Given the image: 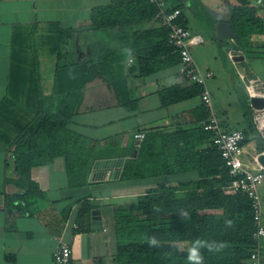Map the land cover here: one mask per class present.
I'll return each instance as SVG.
<instances>
[{"label": "crops", "instance_id": "crops-1", "mask_svg": "<svg viewBox=\"0 0 264 264\" xmlns=\"http://www.w3.org/2000/svg\"><path fill=\"white\" fill-rule=\"evenodd\" d=\"M109 3L111 0H0V264H52L60 238L70 244L71 264H115L114 207L134 202L158 184L149 183L151 180L165 175L121 181L120 173L116 174L119 164L104 173L102 168L93 170L95 161L124 159L123 167L139 127L190 111L202 103L196 96L161 104L160 90L189 85L179 73V63L146 75H141L138 68L129 71L135 64V54L123 48L116 29L92 28L93 9ZM169 5L178 7L184 25L202 38L193 46L192 55L202 71L214 73L213 79L206 81L207 88L218 87L225 71L208 65L215 54L210 42L216 47L217 41L226 42L222 49L225 55L226 50L233 49L234 39L219 40L214 25L227 22L231 27L230 11L240 5V0H169ZM246 5L264 14V0H248ZM193 6L202 12L199 18L191 15ZM210 6L219 8L220 15L208 18ZM159 27L157 19H150L131 23L129 31ZM203 33L208 34L205 43ZM107 48L111 49L109 57L95 64L97 53L105 55ZM250 48L258 54L264 52V36L243 51L235 50L243 55V65L264 81V63L245 57ZM83 68L88 69L86 75ZM235 77L244 90L237 74L231 76L232 83ZM127 98L134 102L132 108L123 104ZM7 102L18 103L19 113L13 110L17 104L4 108ZM39 103L54 110L66 103L71 114L68 129L100 142V149L109 156L93 162L83 186L70 184L61 156L49 164L33 166L30 177L40 194L25 198L26 205L19 200L20 211H10L6 196L20 194L23 189L15 185L18 177L8 146L20 127L38 111ZM210 117L216 120L211 109ZM197 178L192 170L174 173L171 184ZM84 202L93 205L87 218L82 213ZM73 223L79 227L73 228ZM99 224L102 228H92Z\"/></svg>", "mask_w": 264, "mask_h": 264}, {"label": "trees", "instance_id": "trees-1", "mask_svg": "<svg viewBox=\"0 0 264 264\" xmlns=\"http://www.w3.org/2000/svg\"><path fill=\"white\" fill-rule=\"evenodd\" d=\"M247 3L248 0H240V5L230 11L231 28L236 34L231 48L237 51L264 36V14ZM90 18L94 29L115 28L123 48L135 54L130 72L138 68L141 75H146L180 62L163 26L129 31L133 22L158 20L157 9L147 0H111L93 9ZM179 21L183 23L182 15ZM225 44L217 41L220 51ZM109 53L108 48L105 55L97 53L95 64L105 62ZM87 70L83 68L82 73L86 75ZM201 89L196 84L162 89L161 104L200 98ZM243 99L250 109L245 92ZM201 102L195 109L137 129L145 131L144 138L137 149L131 145L137 155L125 161L119 180L190 170L196 171L198 178L174 184L158 183L134 202L114 207L115 264H248L255 249L250 203L245 195L226 189L230 183L228 169L211 144L213 133L203 129L202 123L210 117V107ZM123 104L128 108L134 106L129 98ZM38 106V111L20 127L8 146L18 177L15 185L23 189L20 194L6 196L5 204L10 211H20L19 200L26 205L25 198L40 194L30 177L33 166L49 164L61 156L70 184L83 186L88 182L93 162L109 156L100 149V142L68 129L71 114L66 103L55 110L51 106L44 108L41 103ZM250 132L249 138L250 133L244 132L247 139L255 142L258 152L264 151V143L251 122ZM92 208L90 202L83 203L86 218ZM193 249L199 259H189Z\"/></svg>", "mask_w": 264, "mask_h": 264}, {"label": "built area", "instance_id": "built-area-1", "mask_svg": "<svg viewBox=\"0 0 264 264\" xmlns=\"http://www.w3.org/2000/svg\"><path fill=\"white\" fill-rule=\"evenodd\" d=\"M157 9L158 22L167 30L168 43L178 53L179 73L189 84L201 86L200 99L210 107V96L206 86L208 78L213 77L212 71H201L193 58L191 48L202 42L199 35L191 33L188 27L179 21L181 10L170 6L169 0H147ZM243 56L239 52L229 49L227 57L235 73L239 77L247 95L251 109L252 126L264 143V104L254 107L251 98L264 100V81L253 74V71L243 65L235 57ZM131 62V60H129ZM203 129L213 133L211 144L219 152L228 169L230 183L226 189L245 195L250 203L254 232L252 235L255 249L251 253L248 264H262L264 254V196L261 187L264 186V168L258 162V157L264 151L256 150L255 142L248 140L241 130L223 131L218 122L210 117L202 123ZM144 138L143 132L133 134V146L137 149ZM78 228L77 224H72ZM70 244L60 238L53 253L52 264H70Z\"/></svg>", "mask_w": 264, "mask_h": 264}, {"label": "rangeland", "instance_id": "rangeland-1", "mask_svg": "<svg viewBox=\"0 0 264 264\" xmlns=\"http://www.w3.org/2000/svg\"><path fill=\"white\" fill-rule=\"evenodd\" d=\"M220 13L219 8H215L213 6L209 7V16L208 18H214L216 16H219L218 11ZM191 15H193L196 18H199L201 16V13L197 10L195 6L191 8ZM199 13V14H197ZM217 23V22H216ZM215 24V23H214ZM204 43L208 41V34L203 33ZM233 41V40H232ZM252 43V41H251ZM250 43V45H251ZM210 46L212 47V50L214 49L215 54H212V57L210 58V63L208 64L211 66V69L217 70L220 69L221 71L224 70V77L222 78L221 85L218 87H213V89H208V92L210 93V109L211 114H213L220 124L222 130H229L228 128H237L238 130H241L243 132L250 133L248 138L251 137L252 133L250 132V121L252 119L251 111L249 108H247L246 105H244V90L240 86V82L235 77V84L232 83L231 76H235L234 74L235 70L232 69V65L230 60L227 57V50L225 51V55L223 53V50L220 51L218 47L213 42H210ZM193 48V47H192ZM191 48V52H192ZM256 48H254L255 50ZM256 51V50H255ZM264 52L257 53L253 50L248 49L245 51V57L252 60L253 58H256V62L260 61V63H264ZM227 59H226V58ZM195 63L197 64V61L195 60ZM207 64V63H206ZM198 66V65H197ZM199 69L202 71V69L199 67ZM210 79H213L210 78ZM208 80V79H207ZM207 86V82H206ZM26 102H24L25 104ZM5 104V105H4ZM3 107L5 106L9 108L11 105H16V108H13L14 113L18 114L19 109H17V106H19L18 103H4ZM23 104V103H20ZM33 104V103H32ZM180 106H185V104H181ZM5 112V111H4ZM3 113V112H1ZM251 139V138H250ZM167 183L171 184V175H165L163 177H159L156 179L151 180L152 184L156 183ZM261 193L264 196V186L261 187Z\"/></svg>", "mask_w": 264, "mask_h": 264}, {"label": "water", "instance_id": "water-1", "mask_svg": "<svg viewBox=\"0 0 264 264\" xmlns=\"http://www.w3.org/2000/svg\"><path fill=\"white\" fill-rule=\"evenodd\" d=\"M215 31H216V36L219 40H226V39H236V34L232 32L230 24L227 22H217L214 25ZM235 60L238 61H242L243 60V56H237L235 57ZM250 102L252 103V105L254 107H261L264 104V100H260V99H256V98H251ZM137 155V150H132L130 153V157L132 156H136ZM124 162V159H120V160H113V159H107V160H101V161H95L94 165H93V170L97 169V168H102V170L104 171V173H108L111 171L112 167L114 166V164H119L117 170H116V174L119 175L120 173V167H122V164ZM258 162L261 164V166L264 168V154L260 155L258 157ZM115 174V176H116ZM95 224H97V221H94ZM96 226V227H95ZM92 228H102V226L99 225H95ZM98 226V227H97Z\"/></svg>", "mask_w": 264, "mask_h": 264}, {"label": "clouds", "instance_id": "clouds-1", "mask_svg": "<svg viewBox=\"0 0 264 264\" xmlns=\"http://www.w3.org/2000/svg\"><path fill=\"white\" fill-rule=\"evenodd\" d=\"M152 243L155 244L156 241L155 240H152ZM189 259H199V257L197 256V252H196L195 249H193V251H192L191 256L189 257Z\"/></svg>", "mask_w": 264, "mask_h": 264}]
</instances>
